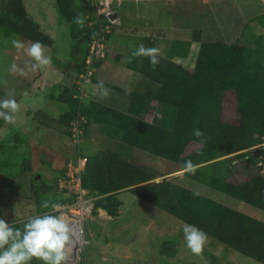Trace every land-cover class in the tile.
<instances>
[{
    "label": "rangeland",
    "instance_id": "1",
    "mask_svg": "<svg viewBox=\"0 0 264 264\" xmlns=\"http://www.w3.org/2000/svg\"><path fill=\"white\" fill-rule=\"evenodd\" d=\"M6 1L0 0V6ZM23 1L28 14L50 37L49 45L44 47L45 54L51 58L50 64L56 67L57 70L65 69L71 61V52L76 44L71 32L74 31L73 34L76 36L80 30L90 27L89 21L93 23L92 9L94 8L87 10L86 7L88 3L93 5L92 0H84V2H81V0H61L64 10L70 14V22L60 14L56 0ZM98 1L96 2L98 3ZM206 2L214 4L217 0H188L179 1L176 4L172 0H132L125 3L135 7L140 12L149 7H151V10L155 6L164 9L166 4L173 6V4L179 5L181 3L188 8L198 9V14L182 17L184 32L181 33L180 40L173 44V63L182 67L187 65L189 68L196 62L199 45L195 49L189 48V43L196 42L198 44L195 32L199 31L196 29L202 30V33L200 32L202 42L241 46L245 48L247 62L252 60L263 61L264 16L252 20L255 16H240L241 9L228 11L230 16L221 15L223 10L218 9L219 7L213 4L210 6L213 8L211 12L214 14L210 15L209 10L202 9V4L205 8ZM219 3L221 2L219 1ZM228 3L237 4L238 1H229ZM250 3L256 2L250 1ZM112 6H116V3L114 2ZM164 12L167 16H153V18L159 20V22L170 24L173 21L172 24L180 25L181 17H170L166 9ZM77 17L83 19L84 23L82 25L76 23ZM87 17H90V19H87ZM101 19L103 22L106 21V18L105 20ZM140 19V16L136 18L143 25V21ZM226 21H233V26L235 22H238V24L232 28V26H227L229 24L225 25L224 22ZM262 26L263 28H261ZM114 31L115 27L113 33ZM129 34L142 35L138 31H132ZM111 35L106 36L107 43ZM161 35L162 37L166 36L163 32L157 33L155 36L158 38ZM13 39H17V37L0 29V100L14 98L19 105L12 128H9L10 122L0 118V140L2 139L0 141V207L2 218L10 223L13 222L14 225L25 222L35 215L56 213V209L54 210L51 205L55 203L63 204L57 200V196L61 194L58 191V181L66 173L67 164L73 161L77 155L67 159L55 155L53 151H57L56 147L60 142L56 144L57 140L51 141L50 138H55V133L51 137L46 136V139L43 137L39 140L40 143L27 142V140L34 139L36 129H32L34 118L25 117V113L41 108L45 97L58 95L63 87L58 85L48 93L46 86L49 65L33 71L31 66L26 63L24 56H22L25 54H18V50L12 46L11 41ZM85 47L86 45L82 44L80 50H84ZM106 59L107 57L104 60ZM13 64L17 65L15 71L12 69ZM21 69L23 72L20 71ZM133 80V78L126 81L115 78L112 82L113 84L119 83L121 86L132 88L137 86V83ZM62 81L64 82L65 79H62ZM146 81L144 89L140 83L138 87L141 86L139 89H143V93H147L146 96L149 97L148 101H151L154 83L147 79ZM39 90L44 92H39ZM157 107L161 111H157L156 117L159 118L161 114L162 121L156 125L171 131L175 123V108L164 104ZM95 126L96 128L93 127L87 130L84 138L91 143H95L94 146L100 150L110 149L146 166L149 172L155 176L149 183L170 180L172 183L179 184L235 210L246 212L264 222V212L243 206L236 199L203 186L192 180L190 175H187L188 171L191 172L193 169L200 168H203L202 173H208L218 178H226L232 173L263 174L264 137L260 138V141L254 146L237 153L219 157L192 168H183V165L176 162L131 148L123 142L120 134L110 129H101L102 126ZM67 138L62 137L61 139L67 140ZM61 142L64 143L62 140ZM54 145L55 147H53ZM81 148L83 149L80 150L81 153L88 158L96 155L84 146ZM116 196L122 199L124 203V215L121 220L107 223L101 221L98 215L92 213L91 217L86 219L83 224L84 245L82 251L78 254L75 253L72 258L67 257L66 264H119L121 262L119 258L123 255L126 257L124 264H259L209 238L201 253H193L186 246L183 223L153 206L141 202L132 196L128 190H122L116 193ZM43 200L49 202V208L41 207ZM66 202L68 200H65L64 204ZM91 221L94 222L91 223ZM88 227L94 234L93 239L86 236L90 232ZM119 232H123L125 237L113 242L108 240L109 235L118 234ZM33 264H39V262L34 261Z\"/></svg>",
    "mask_w": 264,
    "mask_h": 264
},
{
    "label": "trees",
    "instance_id": "2",
    "mask_svg": "<svg viewBox=\"0 0 264 264\" xmlns=\"http://www.w3.org/2000/svg\"><path fill=\"white\" fill-rule=\"evenodd\" d=\"M56 1L60 14L70 22V14L64 10L62 1ZM86 7L91 10V3ZM0 29L15 35L26 46L36 40L44 47L50 42L49 35L28 14L23 0H7L0 6ZM98 29V26L86 27L76 36L74 31L71 32L76 44L64 71L75 72L71 86L73 91L68 95L65 93V97L61 95L69 111L58 120L47 121V124L58 125L57 128L70 139V123L80 114L88 121L84 136L90 126H102L120 134L123 142L131 148L188 168V162L194 167L228 156L254 146L264 137V59L247 62L245 48L202 42L200 32H195L199 52L191 71L158 55L159 63L155 65L148 56L143 55L142 58L139 72L156 85L155 101L175 108V123L171 131L151 122L147 96L143 98L147 112L145 118L134 113L132 107L127 112H121L90 100V94L81 98L75 80L83 70L88 44L97 36ZM82 44L86 45L85 50H80ZM81 51L83 54L79 62ZM37 115L42 116V112ZM196 130L202 135H195ZM79 156L85 155L80 153ZM262 163L264 168V158ZM202 169H193L187 175L203 186L236 199L243 206L264 212V173H232L226 178H218L202 173ZM154 178L146 166L110 149H101L95 156L87 157L81 173L83 188L95 197L93 213L96 215L101 209L110 218L121 216L123 201L116 193L128 190L141 202L183 224L195 225L209 239L264 264L263 221L170 180L149 183ZM57 200L72 202L74 195L71 191H63ZM25 222L13 226L22 228Z\"/></svg>",
    "mask_w": 264,
    "mask_h": 264
},
{
    "label": "crops",
    "instance_id": "3",
    "mask_svg": "<svg viewBox=\"0 0 264 264\" xmlns=\"http://www.w3.org/2000/svg\"><path fill=\"white\" fill-rule=\"evenodd\" d=\"M113 1L116 3V6L114 7L112 6V11L109 14V19L113 23L115 27V31L114 33L112 32V35L107 43L108 46L107 59L100 62V65L98 66V70H97V75L92 85H90L91 88L89 87L90 100L104 104L108 107H111L121 112H127L132 107V111L134 113L136 114L138 113L140 118H145L146 117L145 113L147 112L144 108L146 103H144L143 98L147 95V93L146 94L143 93V89L145 88L147 81L144 77L141 76L139 72L143 55H139V56L136 55V50L141 44H143L146 48L149 47L156 48L158 49V56L169 62H173V44H175L177 41L180 40L181 33L184 32V27H183L184 23L182 17L193 15L195 13L198 14L199 11L198 9L195 8H188L183 3L179 5H174L179 1H188V0H172V2L174 3L173 6L166 4L164 5V9H161L160 7L157 8L155 6L153 10H151V7H149L143 12L137 11L138 9L125 3L127 1H132V0H113ZM155 1H166V0H155ZM195 1H210V0H195ZM219 1L221 3H219ZM229 1H238V3L231 4L228 3ZM250 1H254L256 3H250ZM206 3L207 5L205 8L202 4V9L209 10L208 12L210 15L214 14L211 12V9L213 8H211L210 6L213 3L211 2L210 4L208 2ZM213 5H216L219 7L218 9L223 10L221 15L230 16V12L228 11L230 10L237 11L238 9H241L240 16H244V17L255 16L254 18H252V20H255L257 18H262L264 16V0H217V2L214 3ZM165 9L170 17H181L179 26H177L176 23L172 24L173 21L172 23L167 24L165 22H159V20H155V18H153V16L154 17L167 16V14L164 12ZM254 10H259V11H254ZM138 16L141 17L140 20L143 21V25L140 24L139 20H136ZM232 22L233 21H226L224 23L225 25L229 24L227 26L229 27L232 26V28L235 27L236 24H238V22H235L233 23L234 24L233 26ZM261 28H263V26ZM196 30L202 33V30L200 29H196ZM132 31L135 32L138 31L142 35L129 34V32L131 33ZM161 32H163L166 36L162 37L161 35L158 36V38H156L155 35ZM189 44H190L189 48L191 49H195L199 45V43L197 44L196 42L194 43L192 42ZM17 52L18 54H25L22 56H24V58L26 59V63L29 64L30 66L32 65L33 63L32 58L29 57L24 50L22 51L18 50ZM82 54L83 53L80 52L78 56L80 60L82 58ZM50 65H49V69L47 70L48 73L47 86H46L47 92L49 93L53 87H57L58 85H61L63 88L61 89L58 95H54L53 97L52 96L45 97L43 99V103L41 104V108L33 111H27L25 113L26 114L25 117L27 118L31 117L32 119L34 118L32 129L34 128L36 129V130L34 129L35 130L34 139L27 140V142L30 143L32 141V143L35 142V144L40 143L39 140H41L43 137L44 138L46 136L51 137V135L55 133L54 134L55 138H50L52 139L51 141L57 140L56 144L60 141L56 147L57 151H53L55 155L57 154L59 156H63L64 159L70 158L72 156L75 157L77 155V157L74 159L76 160L80 155L81 151L83 150L81 148L82 146L88 148V150H90L93 154H96L100 149L94 146L95 143H91L88 139L83 138L80 144L77 145L71 141V139L66 135V133L64 134V132H62L60 128H57L58 125L47 124V121L58 120L64 113L69 111V106L65 102V98H61L62 97L61 95L64 96L65 93H66L65 95H68L69 92L73 91L71 86L75 75V72L73 70H68L67 72H65L64 69L57 70L56 67ZM194 66L195 64L188 68L187 65L186 66L184 65V67L190 71L193 70ZM115 78H120L123 79L124 81H126L127 79L131 80V78H133L134 79L133 81L137 83V86H133L131 88L127 86L126 87L121 86L119 83L113 84L112 80ZM62 79H65V81L63 82ZM139 83L143 87L142 90L139 89L141 86L138 87ZM100 85H102V87H100ZM153 88H154V92H152L151 94L152 96L151 101H148V106H149L148 111L152 113L151 115L149 114L151 122L156 125L161 123L162 121L161 114L159 118L156 117L157 111H161V109L158 108L157 106H162L163 104L157 103V101H155L154 97L157 91V87L155 84ZM105 89L107 90V95L103 94ZM39 92H44V91L39 90ZM38 112H42V116L37 115ZM13 126H14L13 122H10L9 128H12ZM93 127L96 128L95 125H92L89 127V129H92ZM101 129H105V128H101ZM36 133L38 134L37 136ZM62 137H64L65 139L66 137L68 138L67 140H63L61 139ZM61 140L64 143H62ZM55 145L53 147H55ZM48 147L50 148L49 145ZM50 149L53 150V148ZM122 212H123V206H122ZM123 215L124 212L121 216L117 218H110L108 217L105 211L98 209V217L100 218L101 221H106L107 223L111 221H119L121 220ZM92 222L94 221H91V223ZM88 230L90 231V227H88ZM122 233L123 232H119L118 234H122ZM93 235L94 234L90 231L89 234L86 236L89 239H93ZM125 258L126 257H124V255L120 257L119 259H121L120 260L121 262L119 264H124Z\"/></svg>",
    "mask_w": 264,
    "mask_h": 264
},
{
    "label": "clouds",
    "instance_id": "4",
    "mask_svg": "<svg viewBox=\"0 0 264 264\" xmlns=\"http://www.w3.org/2000/svg\"><path fill=\"white\" fill-rule=\"evenodd\" d=\"M76 23L82 25L84 21L77 17ZM11 44L17 50H24L32 58L33 71L50 65L51 58L45 54L44 45L39 40L29 42L26 46L21 40L13 39ZM136 55L148 56L153 65L159 63L156 48H146L141 44L136 50ZM12 69L17 70V65L13 64ZM20 71L23 72L22 69ZM103 94L107 95L106 89ZM18 108L14 98L0 100V118L6 122H14ZM195 135L201 136L202 133L196 130ZM186 167L192 168L193 165L188 162ZM41 207L49 208V202L43 200ZM51 207L55 210L62 205L55 203ZM183 233L186 246L193 253H201L208 239L207 234L188 223L184 224ZM72 241L73 230L64 214L35 215L30 217L22 228L14 227L13 222L0 218V264H33L34 261L39 264H66V249Z\"/></svg>",
    "mask_w": 264,
    "mask_h": 264
},
{
    "label": "built area",
    "instance_id": "5",
    "mask_svg": "<svg viewBox=\"0 0 264 264\" xmlns=\"http://www.w3.org/2000/svg\"><path fill=\"white\" fill-rule=\"evenodd\" d=\"M96 1L98 0H92L95 15H93V23L89 21V26H98V34L89 42L87 53L83 59V70L77 75L75 80L81 98L88 96L89 87L98 70V63L104 61L107 57L106 36L112 34L114 29L113 23L108 19L114 1L99 0L98 3ZM101 18L104 20L106 18V21L103 22ZM87 19H90V17H87ZM87 122L85 116L78 114L70 123L71 139L77 145L84 138ZM86 163V156H79L73 162H69L64 177L58 181L59 192L71 191L74 195V201L60 204L62 207L56 209V214L65 215L73 230V241L66 249L67 257L70 258L83 249V224L86 219L91 217L94 208L95 197L90 196L82 186L81 173Z\"/></svg>",
    "mask_w": 264,
    "mask_h": 264
},
{
    "label": "water",
    "instance_id": "6",
    "mask_svg": "<svg viewBox=\"0 0 264 264\" xmlns=\"http://www.w3.org/2000/svg\"><path fill=\"white\" fill-rule=\"evenodd\" d=\"M125 234H111L108 236V240L110 242H113V241H118V240H121L122 238H124Z\"/></svg>",
    "mask_w": 264,
    "mask_h": 264
}]
</instances>
